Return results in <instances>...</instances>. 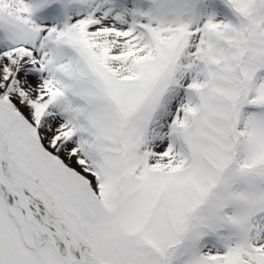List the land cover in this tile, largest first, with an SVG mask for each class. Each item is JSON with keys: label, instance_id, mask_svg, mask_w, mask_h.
<instances>
[{"label": "snow or ice", "instance_id": "snow-or-ice-1", "mask_svg": "<svg viewBox=\"0 0 264 264\" xmlns=\"http://www.w3.org/2000/svg\"><path fill=\"white\" fill-rule=\"evenodd\" d=\"M0 264H264V0H0Z\"/></svg>", "mask_w": 264, "mask_h": 264}]
</instances>
